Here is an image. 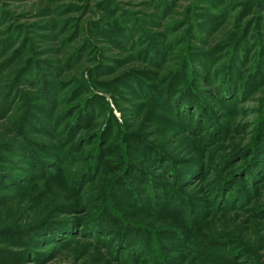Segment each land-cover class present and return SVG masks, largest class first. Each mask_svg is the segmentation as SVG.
Masks as SVG:
<instances>
[{
  "label": "rangeland",
  "instance_id": "1",
  "mask_svg": "<svg viewBox=\"0 0 264 264\" xmlns=\"http://www.w3.org/2000/svg\"><path fill=\"white\" fill-rule=\"evenodd\" d=\"M0 264H264V0H0Z\"/></svg>",
  "mask_w": 264,
  "mask_h": 264
},
{
  "label": "trees",
  "instance_id": "2",
  "mask_svg": "<svg viewBox=\"0 0 264 264\" xmlns=\"http://www.w3.org/2000/svg\"><path fill=\"white\" fill-rule=\"evenodd\" d=\"M224 66H222V67H224ZM221 68H216V72L219 71ZM225 77H226V74H222V79H224ZM222 79L221 80H217L218 81V84H219V87H223V85H222V82H223ZM185 81L186 82L183 85L184 86L187 85V86L186 87H183L182 89L181 88H178V91L176 90L175 96H174V98L172 100L173 103L172 102L171 103H172L173 106L178 105L179 109H181L182 111H185L187 113L190 110H194L203 119V111H202L203 109H201V106L199 107L197 105L199 103V101H200V99H199L200 97H198V94L193 91V86L195 85L194 84V81L195 80H194V78L192 76H190V75L187 74V75H185ZM224 94H225L226 97H228L229 94H230V91H225L224 90ZM197 106H198V108H197ZM176 112H177V110H176ZM204 121L207 123L206 120H204ZM202 125H203V123H202ZM198 129H200V128L198 127ZM145 145H146V148H143V152L144 153L148 154V151H147V149H148L149 150V154L157 155L156 156L157 158H161L162 151H159L158 152L159 149L156 148L155 146H153L152 144H145ZM156 152H157V154H156ZM138 165L139 166H136L135 167V169H136L135 172H136V175H137L136 177H138V178L141 177V179H144V182L147 185L151 186L152 189H155V185L151 181L147 180L144 177L145 176V173L143 171L144 169L141 167L142 165L141 164H138ZM124 174H126V171H123V173H122L121 176L123 177ZM127 187H128V185H127ZM131 190H132L131 187H129L128 190H127V191H129V193H125L124 192L125 195L128 197V199H127L128 201L129 200H133V198L131 196V194H132L131 193L132 192ZM118 191H119V194H122V190L120 188H118ZM123 218L124 217L119 216V223L116 222L117 230L119 231L118 234L121 237L123 236L125 239L126 238L129 239L130 236H129L128 233H129V230L131 228L130 222H126ZM98 219H99L98 216L94 215L93 220H98ZM90 224H93V223H90ZM116 235H117V233H116Z\"/></svg>",
  "mask_w": 264,
  "mask_h": 264
}]
</instances>
